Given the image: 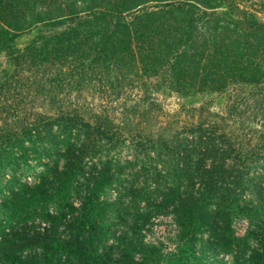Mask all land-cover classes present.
I'll use <instances>...</instances> for the list:
<instances>
[{"label":"trees","instance_id":"16d2710c","mask_svg":"<svg viewBox=\"0 0 264 264\" xmlns=\"http://www.w3.org/2000/svg\"><path fill=\"white\" fill-rule=\"evenodd\" d=\"M247 1L0 0V159L15 147L29 154L27 147L41 135L48 136L49 147H64L56 148L55 161L33 183L18 181L8 192L0 209V264H162L157 247L138 243L137 221L131 232L106 244L110 214L97 191L108 178L94 185L89 172L79 182L71 147H99L97 137L107 128L77 97L87 87L111 101L137 87L144 92L142 102L159 90L179 96L237 92L244 85L263 90L264 20ZM256 1L264 10V0ZM33 27L35 37L15 47L14 38ZM210 176L206 201L219 196L226 203V194L234 195L231 185L223 184L228 190L219 195ZM257 192L260 200L248 207L250 215L254 208L255 215L264 213V185ZM211 211L206 207L212 249L240 264H264L263 241L259 250L245 236L240 249H233L231 213ZM255 230L264 231V220ZM137 248L142 252L135 257ZM176 263L187 264L170 261Z\"/></svg>","mask_w":264,"mask_h":264},{"label":"rangeland","instance_id":"374dc122","mask_svg":"<svg viewBox=\"0 0 264 264\" xmlns=\"http://www.w3.org/2000/svg\"><path fill=\"white\" fill-rule=\"evenodd\" d=\"M250 1L253 5L248 4ZM250 1L246 5H252L258 19L264 20L258 1ZM37 32L33 27L20 33L13 40L14 46L25 45ZM259 88L262 87L252 90L244 85L237 92L200 91L182 96L150 91L143 102L144 92L137 87L112 101L102 100L103 95L91 93L90 87L82 89L77 97L79 102L84 101L82 109L89 110L91 116L98 115L107 131L97 137L99 147H78V143L71 149L80 164L79 182L89 172L93 173L94 185L100 178H108L97 191L98 200L107 205L110 214L106 244H114L123 232H131L135 227L131 229L132 221H137L134 236L138 243L157 247L162 264L181 259L187 264H240V260L232 261L227 254L214 251L212 243L206 241L209 206L212 214L231 213L233 249H240L245 236L261 249L264 231L254 229L264 220V213L255 215V208L251 215L247 212L260 200L257 188L264 185V89ZM144 108L148 109L145 115L136 113ZM2 122L0 119V127ZM47 137L41 135L34 145H29V154L15 147L7 159H0V209L10 190L20 182L33 183L55 161L57 147H49ZM82 139L83 136L79 142ZM60 148L64 149H57ZM17 156L21 158L16 161ZM227 171L231 173L226 175ZM3 172L17 175L19 180ZM210 172L212 182L220 186L219 195L228 190L223 184L231 185L234 195L226 194V203L219 196L206 201ZM240 179L245 182L243 187L238 184ZM201 198L205 199L201 203L189 200ZM72 203L77 205L76 200ZM138 248L135 257L141 255Z\"/></svg>","mask_w":264,"mask_h":264}]
</instances>
